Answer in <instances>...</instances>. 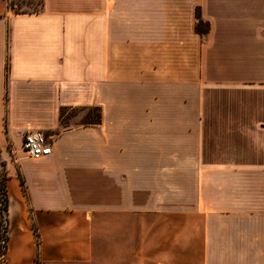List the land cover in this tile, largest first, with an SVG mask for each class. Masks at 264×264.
Returning <instances> with one entry per match:
<instances>
[{"label": "crops", "instance_id": "1", "mask_svg": "<svg viewBox=\"0 0 264 264\" xmlns=\"http://www.w3.org/2000/svg\"><path fill=\"white\" fill-rule=\"evenodd\" d=\"M9 1L5 264H264V0Z\"/></svg>", "mask_w": 264, "mask_h": 264}, {"label": "trees", "instance_id": "2", "mask_svg": "<svg viewBox=\"0 0 264 264\" xmlns=\"http://www.w3.org/2000/svg\"><path fill=\"white\" fill-rule=\"evenodd\" d=\"M11 9L15 10L12 3ZM18 12V11H16ZM197 23L196 30L200 33L208 31V24L201 20L199 12L196 13ZM88 114L86 116L87 122L85 124L97 125L101 122V109L99 107L87 109ZM63 114V111L61 112ZM1 153V151H0ZM7 164L0 155V264H5V254L7 251V245L9 241V198L7 192ZM36 235L37 231L35 230Z\"/></svg>", "mask_w": 264, "mask_h": 264}, {"label": "built area", "instance_id": "3", "mask_svg": "<svg viewBox=\"0 0 264 264\" xmlns=\"http://www.w3.org/2000/svg\"><path fill=\"white\" fill-rule=\"evenodd\" d=\"M10 1L8 0V5ZM23 151L27 157L39 160L52 153L51 143L45 134L41 132L28 133L24 138Z\"/></svg>", "mask_w": 264, "mask_h": 264}, {"label": "rangeland", "instance_id": "4", "mask_svg": "<svg viewBox=\"0 0 264 264\" xmlns=\"http://www.w3.org/2000/svg\"><path fill=\"white\" fill-rule=\"evenodd\" d=\"M22 9H26L27 5L30 6H39V1L37 0H28L25 1V3H20ZM10 4L9 6H11ZM15 5V4H14ZM15 9H18L16 6H14ZM19 10V9H18ZM88 114V111L81 110V109H67L62 114V125L65 126H77V125H83L87 122L86 116Z\"/></svg>", "mask_w": 264, "mask_h": 264}]
</instances>
